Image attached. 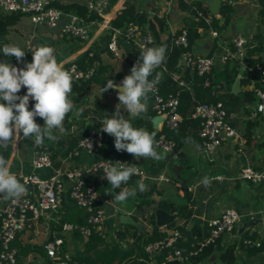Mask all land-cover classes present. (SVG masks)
I'll return each mask as SVG.
<instances>
[{
    "label": "crops",
    "instance_id": "1",
    "mask_svg": "<svg viewBox=\"0 0 264 264\" xmlns=\"http://www.w3.org/2000/svg\"><path fill=\"white\" fill-rule=\"evenodd\" d=\"M100 1L102 2L101 12L95 13V19H87L73 7V4H82L84 0H61L59 5L62 14L53 27L37 25L27 16L20 15L16 22L9 25L8 29L0 33V49H2L4 44L18 45L25 51L23 63L18 62L15 57L4 56L2 50H0V62H9L18 68H23L25 64L30 63L27 56V39L32 36L31 41L36 48L42 45L54 48V54L58 62L65 68L69 61L80 58L87 51L97 49L100 37L106 32H112L118 37L120 56H113L105 49L100 53L103 62H96H98L97 65H100L99 74H104L103 69L108 74L106 78L98 83H107L111 77L116 82L125 73V70L129 67L131 58L135 55V47L121 35V31L129 21L128 15L123 16V9L132 4L136 10H144L149 16L147 28L153 38H166L169 33L182 26V17L188 14V11L177 8L176 0ZM187 1L191 2L194 0ZM200 1H204L209 8L211 0ZM235 4L239 6V9L234 13L231 22L222 33L218 32L217 36H214L208 29L203 36L194 41L192 45L193 51L199 54H206L214 43L220 41L223 44L230 43L231 39L240 33L251 37L257 25L261 26L263 22L259 19L260 0H237ZM71 13H76L81 18L82 21H76L77 25L87 26V32L83 37L63 30V26L68 22ZM216 16H219V12ZM108 60L114 63L116 67L114 72L107 71V63L105 61ZM218 66L221 65L215 67ZM77 84L75 80H72V88H75ZM26 92L27 89L22 87L18 95L23 96ZM207 98L209 100H220L239 113L235 124L242 139L225 141L217 152L212 155H207L204 152L202 141L194 145L191 140H185L181 146L176 148V151L171 152L156 149L158 153L164 155V158L159 161L143 158L136 160L126 151L120 152L122 157L141 167L147 174L157 175L162 173L168 180L158 183L149 178L137 176L130 178L129 188L136 187L137 181H140L146 185V192L148 193L140 196V191L137 190L136 195L130 197L126 202L115 203L119 206V212H117L116 216L107 217L104 224L100 226L104 239L109 243V246L97 244L91 246L86 251L85 242L88 237L75 231L61 232L60 230V233H58L51 227L53 219L50 217L42 218L38 226L31 230V234H28V230L20 232L17 241L41 245V242L49 236L48 234L56 235L58 233L63 237L65 249L74 255V257L88 254L90 258L102 259L106 264L107 262H110V264H127L124 263L127 257L141 261L150 260L152 256L146 252L145 248L136 246L132 238L118 240L115 231L119 229L123 230L126 224H133L135 226L131 222L132 219L140 224L139 228L135 226L138 232L150 234L153 224L151 221L152 214L150 215L149 212L152 208L145 203H142L140 207L138 201L147 196L150 199L168 198L175 202H185L186 189L192 197L188 203L192 212L190 218L188 221H184L182 217L176 215L174 218L176 224L168 227L166 225L167 230L159 227L161 231L163 230L165 234H168L170 230L174 228L178 229L182 236L178 239L177 244L183 250H187L205 236L202 235L198 239L191 233V226L196 220H199L203 231H205L208 218L219 213L225 207L232 206L241 210L242 216L237 224L236 231L220 236L218 245L225 247L231 243L235 244L236 260L234 264H264V236L261 235L264 234V182L253 183L238 176L239 169L247 163H253L258 168H264V117L258 113H254L253 102L241 101L238 94H232L231 90L219 88L214 90L213 93H208ZM109 99L111 104L109 107L103 109L98 105L93 96L88 95L81 103L84 108L82 115H77L79 112V108H77L73 114L74 121L63 122L66 129L65 133L61 135L57 130L55 132V135L58 136L56 141L44 140L41 145H47L51 150L56 152L55 159L53 158L55 162L77 165L89 163L93 160L95 156L89 150H80L72 159L68 158L67 153L88 130H101L102 125L100 122L105 118V114L109 117L112 116L116 110V105L119 103L117 93L110 92ZM151 101L152 92L149 93L147 112L151 109ZM34 104L35 101L30 98L29 110L32 109ZM246 106L248 110H245ZM147 112L142 116L146 115ZM121 115L128 117V113L123 108H121ZM130 119L133 123L137 118ZM35 120L41 126L44 123L40 117H36ZM248 122L252 123L250 137L245 135L246 124ZM138 128H144L149 133H155L156 139L157 131L153 129V125L152 130H148L146 126H139ZM104 134L114 141V137L107 133ZM41 145H35L31 139L21 138L16 143L8 142L6 147H1L0 155H3L9 161L11 172L20 181L18 174L30 170L31 154L35 148ZM99 155L97 154V156ZM216 175H221V177L215 178ZM205 176L211 181L209 187H204L201 183V180ZM116 191L119 192V190ZM113 193L114 190L112 189L109 196L110 199H113ZM72 205V200L68 196H65L59 212L63 213L66 207H71ZM108 210L109 212L111 211V209ZM124 214L130 216L128 222L121 221L120 216ZM250 217L263 218V220L258 225L245 227L242 231H239L243 222ZM40 231L42 235H40ZM242 234L244 237L253 236V238H259L262 243L261 248L244 246L241 242ZM169 251V249H163L161 253H157V255L159 254L158 257L157 255L154 256V259L157 262L161 261V263H164L166 259H169L166 256ZM220 252V249H216L200 264H226L221 259ZM25 259H28L30 264H35L31 262L40 261L42 258L40 252L30 250ZM186 260L188 258L179 261L184 262Z\"/></svg>",
    "mask_w": 264,
    "mask_h": 264
},
{
    "label": "built area",
    "instance_id": "2",
    "mask_svg": "<svg viewBox=\"0 0 264 264\" xmlns=\"http://www.w3.org/2000/svg\"><path fill=\"white\" fill-rule=\"evenodd\" d=\"M60 1L0 0V14L19 13L27 16L37 25L53 27L62 14ZM84 1L89 9L96 13L101 12L102 2L100 0ZM260 7L264 9V5H260ZM77 20L82 21L76 13H71L68 22L63 26V30L83 37L87 32V26L77 25ZM206 20L209 21L210 17L207 16ZM261 26H264L263 23ZM209 31L214 36L218 34L215 29L210 28ZM31 37L27 39V52H29L30 62L32 61V51L36 49ZM124 38L136 46L135 55L131 58L125 73L116 80V83H120L126 75L130 74L131 67L140 57V51L150 47L154 42L148 28L141 32L137 26L132 24L126 27ZM174 42L184 49L180 53L179 63L183 67H188L191 72L200 75H206L213 67L223 65L230 57L238 58L244 64V71L247 70L250 85L256 96L254 113L264 117V111L260 110V105H264V61L249 64L244 61L245 51L251 46L250 37L240 33L235 35L230 43L218 42L219 48L216 47L211 53L199 54L193 50H186L188 46L187 32L182 27ZM106 49L113 56H120L118 37L115 34L110 36ZM91 53L92 51H90ZM97 63L88 68H82L75 60H71L64 69L70 72L72 79L85 80L95 73ZM172 76L178 80L180 85H185V82L179 79L178 73H173ZM205 82L207 83V78ZM219 88L218 84L213 83L210 92L213 93L214 90ZM179 104L180 90L161 94L158 85H155L152 91L151 109L154 114H165L164 126L168 129L177 127L182 118ZM190 113L192 116L200 118L197 133L207 155L217 152L227 140L242 139L235 124L239 113L224 102L209 99L206 101L200 100L193 105ZM104 136L105 134L101 130H88L69 150L67 156L72 159L80 150H89L93 152L95 157L89 163H81L72 167H69L68 164L57 166L52 157L51 149L47 145L38 146L33 150L30 159V170L18 174L20 182L25 186V193L18 199L0 196V264H15L17 262L19 249L14 245V242L20 232L38 226L41 218L50 217L53 220L60 218V206L66 194L70 195L74 205L84 207L87 213L84 223L63 222L61 232L75 231L88 237L93 231L101 229L100 226L104 224L107 217L116 216L119 212V206L109 198L102 200V205L97 206L95 204L100 199L95 185L89 182L87 177L99 175L101 179L107 181L103 176L104 169L113 166L112 162L134 163L122 157L120 152L116 151L114 141L111 142V151L103 156L100 153V148L103 145ZM155 141L158 145L157 149L176 151V141L164 132H160ZM97 154L100 155L97 156ZM38 169L44 170L43 175L37 172ZM135 176L149 178L158 183L168 180L162 173L149 175L138 165L137 173L131 178ZM238 176L253 183L264 182V168H258L253 163H247L239 169ZM220 177L221 175L215 176V178ZM107 183L109 184L108 181ZM128 186L129 181L127 184H122L121 188ZM108 209H111V211L109 212ZM153 210H150V215ZM241 216L242 214L238 209L227 206L219 213L208 218L206 221L208 234L199 240L197 244L187 249L186 253L177 244L178 239L182 236L181 232L174 228L165 237L148 242L144 248L152 256V259L143 260V262L137 264H164L157 262L154 256L165 248L170 250L166 255L169 259L184 260L189 255L195 254L203 246L213 243L219 236L232 233ZM162 227L167 230L166 225ZM48 235L41 242V246L47 255L53 259V264H87L62 247L64 240L60 234ZM241 242L244 246H261L262 244L259 238L249 237L242 238ZM31 263L40 264L41 260Z\"/></svg>",
    "mask_w": 264,
    "mask_h": 264
},
{
    "label": "trees",
    "instance_id": "3",
    "mask_svg": "<svg viewBox=\"0 0 264 264\" xmlns=\"http://www.w3.org/2000/svg\"><path fill=\"white\" fill-rule=\"evenodd\" d=\"M237 0H221L219 7V16H215L208 8V5L204 1L194 0H176L177 8L188 11L186 15L182 17V26L178 29H175L173 32L169 33L166 38H154V42L150 45V47H157L164 45L167 48V60L164 64H162L159 68L155 69L153 76H150L149 79H153L157 72H162V79L157 83L159 92L161 94H167L169 92H173L175 90H180V105L179 111L182 116L179 124L174 129H168L164 126L161 131H157L156 135L160 132L166 133L168 136L173 138L176 141V148L181 146L185 140H191L194 145L198 142H201L197 129L200 123L199 117H194L191 115L192 103L194 100L196 101H206L208 100L207 95L210 93L211 85L213 83L218 84L220 88H225L226 90H231L232 82L234 81L241 61L236 57H230L226 60V62L218 67H213L212 70L206 75H200L196 72H191L188 67H183L179 63V56L182 52L183 47L176 44L174 39L177 34L181 31V28H185L187 32V49L192 51V45L194 41L203 36L208 29L212 28L217 30L218 32L223 31L226 26L231 22L234 13H236L239 9V6L236 5ZM261 5H264V0H260ZM73 7L76 11L82 14L87 19H95L96 12L89 9L86 2L84 1L82 4H73ZM67 8V7H66ZM123 11V16L128 15V22L125 27L121 31V35L124 38V32L128 25L132 24L139 28L142 32L147 29L149 24V16L144 10H136L135 7L130 4ZM21 14L19 13H11V14H0V33L4 32L8 29L9 25L16 22L18 17ZM209 16L210 20L207 21L206 17ZM259 19L263 22L264 25V9L260 7L259 9ZM112 32H106L100 37V43L97 49L93 50L90 54L87 51L83 56L76 59L79 65L82 68H87L95 64L96 61L103 62L101 60L100 53L106 49L107 42L110 39V35ZM127 41V40H126ZM129 42V41H128ZM131 43V42H129ZM251 46L247 48L244 54V61L246 64L253 62H263L264 61V26L257 25L256 30L250 37ZM135 49L136 46L132 44ZM218 47L217 43H214L208 53L214 51V49ZM219 48V47H218ZM28 60L29 52H27ZM107 63V71L114 72L116 69L114 63L112 61H105ZM98 72L85 80H75L78 84L75 88H72V91L69 95V98L73 101L74 107L72 111H70L66 117L64 122L66 121H74V111L79 108V116L84 112V108L82 107V101L88 95L94 97L98 105L101 108L109 107L110 99L109 93L113 91L109 89L108 91L102 92L103 86L106 83L99 84V81H102L104 78L108 76V74L103 69L104 74L100 73V68L97 70ZM126 71V70H125ZM178 73L179 79L185 82V85H180L178 80L175 79L172 74ZM106 74V75H105ZM207 78V83L205 82ZM111 80H115L113 77ZM240 90L237 93L238 97H240L241 101L253 102L256 98L254 90L250 85L249 77L247 75V70L243 72L240 77ZM232 93V92H231ZM234 94V93H232ZM245 110H248V107H245ZM154 114L153 110H148L147 114L135 119L132 123L134 127L138 128L139 126H146L148 130H152V125L150 118ZM250 122L246 124L245 135L247 137L251 136V127ZM154 129V128H153ZM157 137V136H156ZM111 142L112 140L109 136H104L103 145L100 148V153L107 155L111 151ZM53 151V150H52ZM56 152H52V157L55 159ZM57 165H60L58 161L55 162ZM75 164L68 165L69 167L74 166ZM61 166V165H60ZM87 180L93 183L97 189V193L99 196V201L95 204L99 206L102 205V200L108 199L112 188L107 183L106 180L101 179L99 175H91L87 177ZM146 191L140 192V196L145 195ZM139 196V195H138ZM185 202H175L168 198H160V199H150L147 196L138 201V205L141 207L142 203L146 205H150L152 209L156 207H161L169 212H173L176 215L182 217L184 221H188L191 216V209L189 208V201L192 199L190 193L185 189ZM86 209L77 204H73L71 207H66L65 211L61 214V219L53 220L51 223V227L60 233L62 223L69 222H77L84 223L86 220ZM151 221L153 224V229L150 234H145L142 232H138L136 227L133 224H126L125 228L119 229L115 231L116 237L118 240L124 239H133L136 246L145 247V245L153 240L161 239L166 236L165 232L160 230L159 226H157L154 222V213L152 212ZM176 224L173 220L168 226H172ZM191 233L195 236V238L200 239L202 235L208 234V228L206 225V230L203 231L202 225H200L199 220H196L191 226ZM204 233V234H203ZM244 237V236H243ZM249 238H253V236H246ZM245 238V237H244ZM18 236L14 242V245L18 247V257L17 262L15 264H22L28 251L35 250L40 252L41 255V263L40 264H53V259L50 258L47 253L42 249L41 245L38 244H29L27 242L17 241ZM201 240V239H200ZM220 240V236L213 242L203 246L200 250H198L195 254L189 255L188 260L184 262H180L177 259H166L164 264H200L202 261L207 259L216 249H220V257L226 264H234L236 260L235 254V244L231 243L225 247L219 246L218 242ZM86 251L89 250L91 246L97 244H105V246H109L104 239V235L102 230L93 231L90 236H88L86 240ZM217 244V246H216ZM62 247L65 248L64 243ZM113 247V246H112ZM114 248V247H113ZM255 248H261V246H256ZM160 251L159 253H161ZM159 254L157 255V257ZM77 259L87 263V264H106V262L102 261V259H92L90 255L85 254L82 256L76 257ZM143 261L137 260L135 258L127 257L124 263L127 264H137ZM161 262V261H159ZM110 264V262H107Z\"/></svg>",
    "mask_w": 264,
    "mask_h": 264
},
{
    "label": "clouds",
    "instance_id": "4",
    "mask_svg": "<svg viewBox=\"0 0 264 264\" xmlns=\"http://www.w3.org/2000/svg\"><path fill=\"white\" fill-rule=\"evenodd\" d=\"M0 50L4 56L15 57L23 63L25 51L18 45L4 44ZM54 53V48L42 45L32 51V61L23 68L9 62H0V147H6L8 142L16 143L21 138L31 139L35 145H41L45 139L56 141L57 130L61 135L65 133L63 122L74 107L69 98L72 75L58 62ZM166 60V46L146 47L140 51V57L131 67L129 75L119 84L109 79L102 89L103 93L109 89L116 91L119 103L111 117L105 114L100 122L101 131L114 137L116 151H126L136 160L143 158L159 161L164 158L156 150L158 145L155 133L134 127L130 118H140L147 112L149 93L162 79L163 73L157 72L153 79L149 77ZM22 87L27 89L23 96L18 95ZM30 98L35 101L31 110ZM121 108L130 118L121 115ZM260 110L264 111V105H260ZM36 117L43 119L42 126L36 123ZM112 164L104 169L103 176L114 190V204L126 202L136 195L137 190L146 191V185L140 181H137L136 187L121 188L137 173V165L119 161ZM10 168L9 161L0 155V196L18 199L26 189ZM201 183L209 187L211 181L205 176Z\"/></svg>",
    "mask_w": 264,
    "mask_h": 264
},
{
    "label": "water",
    "instance_id": "5",
    "mask_svg": "<svg viewBox=\"0 0 264 264\" xmlns=\"http://www.w3.org/2000/svg\"><path fill=\"white\" fill-rule=\"evenodd\" d=\"M220 3H221L220 0H211L209 2V10L215 16L219 11ZM243 72H244V64L241 63L237 75L231 85V92L234 94H237L240 90V77L242 76ZM194 103L195 102L193 101L192 104L194 105ZM164 119H165V114H154V116L151 117V122L155 130L161 131V129L164 127ZM153 213H154V222L159 227L170 224L176 216L175 213L169 212L161 207L154 208ZM129 217H130L129 215L124 214L120 216V219L122 222H128L130 220ZM262 220L263 218L250 217L249 219L243 222L242 226L239 228V231H242L245 227L254 226L260 223ZM131 222L134 223L137 228L140 227V224L138 222H135L132 219Z\"/></svg>",
    "mask_w": 264,
    "mask_h": 264
},
{
    "label": "rangeland",
    "instance_id": "6",
    "mask_svg": "<svg viewBox=\"0 0 264 264\" xmlns=\"http://www.w3.org/2000/svg\"><path fill=\"white\" fill-rule=\"evenodd\" d=\"M220 33H222V31L220 32ZM113 33H111V35H112ZM110 35V36H111ZM106 47H107V45H106ZM89 53H90V51H89ZM76 63H78L77 61H75ZM79 64V63H78ZM94 65V64H93ZM92 65V66H93ZM90 67V66H89ZM88 68V67H87ZM99 68H100V65H96V69H95V73L93 74V75H95L98 71L97 70H99ZM92 75V76H93ZM72 80H77V79H72ZM194 102L196 103L197 101L196 100H194ZM194 103V104H195ZM253 104H255V100L253 101ZM180 105V104H179ZM193 107V106H192ZM51 152H52V150H51ZM56 164V163H55ZM57 165V164H56ZM60 165H62V164H60ZM58 166V165H57ZM37 172L40 174V175H43V173H44V170H40V169H38L37 170ZM66 196H68L69 198H70V195L69 194H66ZM71 199V198H70ZM72 200V199H71ZM109 200H111L112 201V199H110L109 198ZM62 204H63V202H62ZM240 213H242L241 212V210H238ZM62 214V212H60V218H57V219H55V220H58V219H61V215ZM42 219V218H41ZM42 223V222H41ZM256 225H258V224H256ZM255 226V225H254ZM34 227H32V228H30V229H28V231H29V233L28 234H31V230L33 229ZM236 228H237V225H236V227H235V229H234V231H236ZM39 229H41V227H39ZM44 231H45V229H44ZM233 231V232H234ZM231 234V233H230ZM259 234H261V233H259ZM40 235H42V233H41V231H40ZM246 235V234H245ZM262 236H264V234H261ZM223 236V235H222ZM241 236H244L243 234L241 235ZM255 236V235H254ZM256 237H260V236H256ZM242 238H244V237H242ZM184 253H186V250H185V252ZM74 256V255H73ZM186 258H188V257H186ZM185 258V259H186ZM184 259V260H185ZM22 264H30V261L28 260V259H24V261H23V263Z\"/></svg>",
    "mask_w": 264,
    "mask_h": 264
}]
</instances>
